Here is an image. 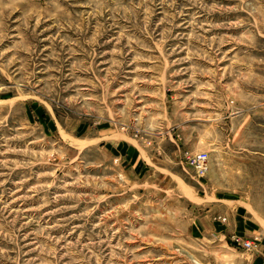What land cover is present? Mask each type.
Here are the masks:
<instances>
[{
	"label": "rangeland",
	"instance_id": "374dc122",
	"mask_svg": "<svg viewBox=\"0 0 264 264\" xmlns=\"http://www.w3.org/2000/svg\"><path fill=\"white\" fill-rule=\"evenodd\" d=\"M213 206L264 229V0H0V264H229Z\"/></svg>",
	"mask_w": 264,
	"mask_h": 264
},
{
	"label": "crops",
	"instance_id": "0c3cea01",
	"mask_svg": "<svg viewBox=\"0 0 264 264\" xmlns=\"http://www.w3.org/2000/svg\"><path fill=\"white\" fill-rule=\"evenodd\" d=\"M204 224L209 234L226 242L233 235H239L256 243L245 251L235 246L238 253L229 260V264H264V229L253 214L240 208L213 206L204 215Z\"/></svg>",
	"mask_w": 264,
	"mask_h": 264
},
{
	"label": "built area",
	"instance_id": "2783aa9c",
	"mask_svg": "<svg viewBox=\"0 0 264 264\" xmlns=\"http://www.w3.org/2000/svg\"><path fill=\"white\" fill-rule=\"evenodd\" d=\"M208 161L209 155L207 152H198L190 157L191 165L193 166L194 170L199 174H204L207 172L209 168ZM236 241L238 243H242V245L247 249H250L254 246V243L251 241H242L239 238H236Z\"/></svg>",
	"mask_w": 264,
	"mask_h": 264
}]
</instances>
